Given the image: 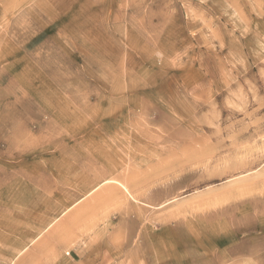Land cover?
Masks as SVG:
<instances>
[{"label": "rangeland", "instance_id": "374dc122", "mask_svg": "<svg viewBox=\"0 0 264 264\" xmlns=\"http://www.w3.org/2000/svg\"><path fill=\"white\" fill-rule=\"evenodd\" d=\"M0 264H264V0H0Z\"/></svg>", "mask_w": 264, "mask_h": 264}, {"label": "bare ground", "instance_id": "6f19581e", "mask_svg": "<svg viewBox=\"0 0 264 264\" xmlns=\"http://www.w3.org/2000/svg\"><path fill=\"white\" fill-rule=\"evenodd\" d=\"M3 96V95H2ZM5 104V103H4ZM3 107H4V105H3ZM124 188V187H123ZM125 189V188H124ZM125 191H126V189H125ZM236 250V249H235ZM21 253V252H20ZM19 254V253H18ZM228 254H230V253H228Z\"/></svg>", "mask_w": 264, "mask_h": 264}]
</instances>
